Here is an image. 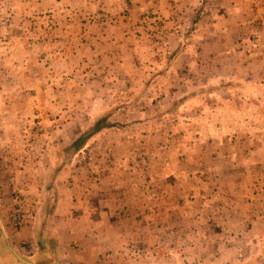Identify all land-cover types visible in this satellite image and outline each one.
Wrapping results in <instances>:
<instances>
[{"label":"rangeland","instance_id":"rangeland-1","mask_svg":"<svg viewBox=\"0 0 264 264\" xmlns=\"http://www.w3.org/2000/svg\"><path fill=\"white\" fill-rule=\"evenodd\" d=\"M69 2L11 1L0 173L38 160L50 192L63 167L102 176L115 264H264V0L126 10L103 61L77 54Z\"/></svg>","mask_w":264,"mask_h":264},{"label":"crops","instance_id":"crops-1","mask_svg":"<svg viewBox=\"0 0 264 264\" xmlns=\"http://www.w3.org/2000/svg\"><path fill=\"white\" fill-rule=\"evenodd\" d=\"M11 1L0 0V7L5 10L0 14V52L3 53L13 50L8 41L14 20L8 13ZM26 1H71L67 5L72 10L71 24L77 23L80 27L75 34L81 43L77 45V54L85 49L89 56L103 61L110 55L118 56L119 50L123 51L127 45L131 30L126 29L127 22H123L126 10L133 18L135 13L154 8L162 16L170 15L175 22L177 18L173 14L177 13L178 6L188 9V3L180 1L189 0ZM102 10L106 13H101ZM99 15L104 17L99 19ZM26 19L22 15L21 20ZM19 162L10 174L5 170L0 173V264H115L108 253V249L114 247L119 253L116 262L123 263L124 255L118 250L123 248L124 237L117 234L108 238L109 231L118 230L119 224L111 222L109 217L111 196L107 186L101 185L102 176L93 177L90 170L83 173L81 165L63 167L54 181L58 191L50 192L45 190L44 174L34 168L38 160L28 161L22 157ZM88 164L98 166L92 161ZM16 192H21L23 197L17 199ZM46 197L53 201L49 207L42 200ZM18 203L24 216L19 226L13 220ZM114 211L117 212V208Z\"/></svg>","mask_w":264,"mask_h":264},{"label":"built area","instance_id":"built-area-1","mask_svg":"<svg viewBox=\"0 0 264 264\" xmlns=\"http://www.w3.org/2000/svg\"><path fill=\"white\" fill-rule=\"evenodd\" d=\"M17 199H20V196L17 197ZM18 201V200H17ZM23 213L21 210V207L18 203V206H16L14 212H13V220L17 226L21 225L23 223Z\"/></svg>","mask_w":264,"mask_h":264},{"label":"trees","instance_id":"trees-1","mask_svg":"<svg viewBox=\"0 0 264 264\" xmlns=\"http://www.w3.org/2000/svg\"><path fill=\"white\" fill-rule=\"evenodd\" d=\"M78 141L75 142V144H77Z\"/></svg>","mask_w":264,"mask_h":264}]
</instances>
